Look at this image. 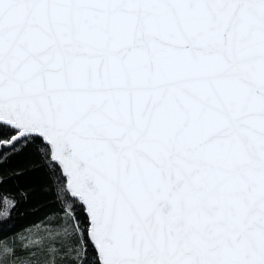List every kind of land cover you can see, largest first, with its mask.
I'll list each match as a JSON object with an SVG mask.
<instances>
[{"label":"snow or ice","instance_id":"6c2138e0","mask_svg":"<svg viewBox=\"0 0 264 264\" xmlns=\"http://www.w3.org/2000/svg\"><path fill=\"white\" fill-rule=\"evenodd\" d=\"M5 153L62 222L0 264H264V0H0Z\"/></svg>","mask_w":264,"mask_h":264},{"label":"trees","instance_id":"16d2710c","mask_svg":"<svg viewBox=\"0 0 264 264\" xmlns=\"http://www.w3.org/2000/svg\"><path fill=\"white\" fill-rule=\"evenodd\" d=\"M37 163L27 153H5L0 157V207L5 196L16 202L10 216L0 219V240L8 241L21 256L29 254L23 248L27 240H21V236L36 232V226L41 230L56 228L62 222L58 217L60 203L55 186ZM49 217L57 218L50 220Z\"/></svg>","mask_w":264,"mask_h":264},{"label":"rangeland","instance_id":"374dc122","mask_svg":"<svg viewBox=\"0 0 264 264\" xmlns=\"http://www.w3.org/2000/svg\"><path fill=\"white\" fill-rule=\"evenodd\" d=\"M9 207H11V205H9Z\"/></svg>","mask_w":264,"mask_h":264}]
</instances>
